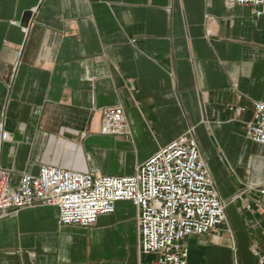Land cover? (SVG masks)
Here are the masks:
<instances>
[{"label":"crops","instance_id":"1","mask_svg":"<svg viewBox=\"0 0 264 264\" xmlns=\"http://www.w3.org/2000/svg\"><path fill=\"white\" fill-rule=\"evenodd\" d=\"M261 100L264 15L252 7L0 0V168L11 171L12 187L44 165L131 176L193 130L228 205L225 224L186 239L189 264L264 260V145L246 136L251 102ZM114 106L124 109L125 135L102 132L103 110ZM58 214L37 206L0 220V264H123L129 238V264L139 263L131 203L90 228L62 227Z\"/></svg>","mask_w":264,"mask_h":264},{"label":"built area","instance_id":"2","mask_svg":"<svg viewBox=\"0 0 264 264\" xmlns=\"http://www.w3.org/2000/svg\"><path fill=\"white\" fill-rule=\"evenodd\" d=\"M226 4L252 7L256 17L264 15V0H226ZM251 108L246 136L264 145V100L252 101ZM247 110L246 106H228L230 112ZM126 128L123 107L103 110L104 135H125ZM192 133L160 148L131 176L44 165L37 175L24 174L19 185L12 187L11 171L0 168V220L22 209L53 206L62 227L90 228L100 217L114 214L118 203L129 202L138 213V264H189L186 239L208 235L225 224L228 205ZM9 138L2 133V140ZM257 191L264 195V184ZM145 257L152 259L145 261Z\"/></svg>","mask_w":264,"mask_h":264},{"label":"rangeland","instance_id":"3","mask_svg":"<svg viewBox=\"0 0 264 264\" xmlns=\"http://www.w3.org/2000/svg\"><path fill=\"white\" fill-rule=\"evenodd\" d=\"M128 240H129L128 254H126V258L123 259V264H129L131 260H134V257H133L134 255H133V250H132L133 240L132 238L131 239L129 238ZM107 251H108V255L110 256V252H112L111 247H107ZM151 259L152 257H145L144 260L146 261V260H151ZM233 262H234V259H233Z\"/></svg>","mask_w":264,"mask_h":264},{"label":"water","instance_id":"4","mask_svg":"<svg viewBox=\"0 0 264 264\" xmlns=\"http://www.w3.org/2000/svg\"><path fill=\"white\" fill-rule=\"evenodd\" d=\"M27 16L30 17L31 16V13H28Z\"/></svg>","mask_w":264,"mask_h":264}]
</instances>
